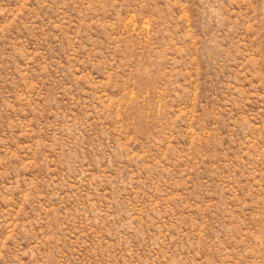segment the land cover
<instances>
[{"label": "rangeland", "instance_id": "obj_1", "mask_svg": "<svg viewBox=\"0 0 264 264\" xmlns=\"http://www.w3.org/2000/svg\"><path fill=\"white\" fill-rule=\"evenodd\" d=\"M0 264H264V0H0Z\"/></svg>", "mask_w": 264, "mask_h": 264}]
</instances>
